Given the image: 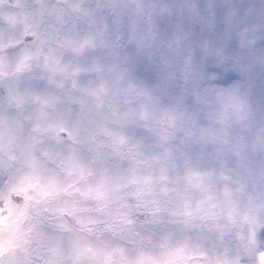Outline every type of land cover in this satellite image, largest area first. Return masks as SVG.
<instances>
[{
    "label": "clouds",
    "instance_id": "1",
    "mask_svg": "<svg viewBox=\"0 0 264 264\" xmlns=\"http://www.w3.org/2000/svg\"><path fill=\"white\" fill-rule=\"evenodd\" d=\"M0 264H264V0H0Z\"/></svg>",
    "mask_w": 264,
    "mask_h": 264
}]
</instances>
